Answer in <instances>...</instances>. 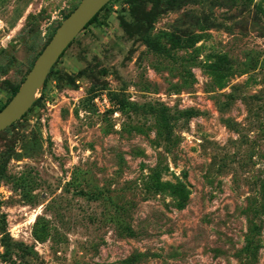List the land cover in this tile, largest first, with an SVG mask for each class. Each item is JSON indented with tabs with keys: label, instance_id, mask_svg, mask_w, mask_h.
Here are the masks:
<instances>
[{
	"label": "rangeland",
	"instance_id": "1",
	"mask_svg": "<svg viewBox=\"0 0 264 264\" xmlns=\"http://www.w3.org/2000/svg\"><path fill=\"white\" fill-rule=\"evenodd\" d=\"M82 1L0 0V109ZM0 264H264V0H113L0 134Z\"/></svg>",
	"mask_w": 264,
	"mask_h": 264
},
{
	"label": "water",
	"instance_id": "2",
	"mask_svg": "<svg viewBox=\"0 0 264 264\" xmlns=\"http://www.w3.org/2000/svg\"><path fill=\"white\" fill-rule=\"evenodd\" d=\"M113 0H83L61 24L56 34L38 57L17 94L0 112V134L22 120L34 107L39 93L66 51L89 24Z\"/></svg>",
	"mask_w": 264,
	"mask_h": 264
},
{
	"label": "trees",
	"instance_id": "3",
	"mask_svg": "<svg viewBox=\"0 0 264 264\" xmlns=\"http://www.w3.org/2000/svg\"><path fill=\"white\" fill-rule=\"evenodd\" d=\"M97 19H98V16L89 24V26L93 25L97 21ZM144 41L148 45V47L151 48L153 51L157 53H162L161 47L153 39H151L150 37H146ZM18 90L19 88L15 91V93L13 94V97L17 94ZM13 97L7 102V104L2 109H0V112L10 103ZM151 114L156 117V119L158 120L160 124L164 125L166 130H170L171 124L175 120L181 117H191L195 115L196 113L194 111H188V112L180 113V115L177 117H171L168 114V110L164 108L160 110L154 109ZM165 189L169 192L170 197L177 199L180 202V204H182L181 208L183 209L186 203L188 202L189 196H190V192L187 186L182 183L166 184Z\"/></svg>",
	"mask_w": 264,
	"mask_h": 264
}]
</instances>
